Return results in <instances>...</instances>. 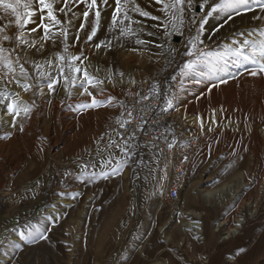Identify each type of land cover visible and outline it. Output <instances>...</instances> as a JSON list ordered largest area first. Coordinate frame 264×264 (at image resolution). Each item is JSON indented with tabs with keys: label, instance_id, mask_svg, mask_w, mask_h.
Instances as JSON below:
<instances>
[{
	"label": "rangeland",
	"instance_id": "374dc122",
	"mask_svg": "<svg viewBox=\"0 0 264 264\" xmlns=\"http://www.w3.org/2000/svg\"><path fill=\"white\" fill-rule=\"evenodd\" d=\"M221 20L222 14L207 19L202 33L205 43H210L208 37ZM225 34L226 30L221 29L219 38L222 40ZM182 43L180 37L176 44ZM113 62L120 71L126 74L132 71L136 79L151 84L154 78L165 81L174 74V68L164 70L163 61L150 64L147 51L134 54L116 49L99 57L105 69ZM99 75L103 78L105 73ZM203 87L188 84L177 106L180 101L186 115L195 117L200 113L207 120L215 108L219 127L203 135L199 134L198 123L194 129L189 128L191 137L200 144L176 204L166 200V177L157 183L150 175L144 181L147 168L137 170L139 180L133 169L127 168L122 175L107 180L98 178L91 184H82L74 177L62 182L66 179L62 176L64 170L79 172L78 163H89L90 171L95 164V171H100L108 151L97 149L106 148L107 133L113 128L111 120L117 109L77 113L68 104L87 98L74 96L69 101L63 89H59L51 103L38 101L39 108L25 121L24 133L11 127L9 131L0 130V137L13 133L8 139H0V229L23 221L25 216L32 223L42 221L46 215H56V211L47 213L53 203L63 202L59 203L62 218L50 233L51 243L31 249L23 257V264H175L177 259L180 264H223L237 249L244 252L243 264H264V81L241 77L197 100ZM107 88L117 95L112 87ZM25 94L26 102L31 103L34 97ZM221 105L226 109L223 113ZM37 182L40 189L34 195L31 189H35ZM228 184L234 185L239 193L227 202L219 205L213 202L206 210L190 206L199 190L211 191ZM62 189L79 191L82 195L75 200L60 198L56 194ZM191 211L202 214L203 219H192L187 215ZM191 221L199 222L201 234L183 231V223ZM196 234L199 239L193 240L191 237ZM146 236L151 237L152 243L141 255L140 246L147 243Z\"/></svg>",
	"mask_w": 264,
	"mask_h": 264
},
{
	"label": "snow or ice",
	"instance_id": "6c2138e0",
	"mask_svg": "<svg viewBox=\"0 0 264 264\" xmlns=\"http://www.w3.org/2000/svg\"><path fill=\"white\" fill-rule=\"evenodd\" d=\"M214 14H222V20L208 37L210 43H205V23ZM221 29L227 33L222 40L218 35ZM101 33L103 38H99ZM174 37H182L183 43L177 46ZM116 49L134 54L147 51L150 64L163 61L164 70L174 68V74L165 81L154 78L145 94L138 87L133 91L137 81L131 74L120 71L115 62L106 69L99 63L102 53ZM102 71L103 78L99 75ZM241 77L264 81V0H0V125L8 124V117L11 128L24 133L25 121L39 108L38 101L51 103L59 89L69 101L74 96L87 98L68 104L77 113L100 108L119 110L116 127L107 133L106 148L97 149L108 151L100 171H95V164L90 171L89 163H78L79 172L64 170L62 176L66 179L62 182L74 177L82 184H91L98 178L122 175L127 168L133 169L139 180L137 170L147 168L144 181L152 175L159 183L167 176L169 157L156 141H162L168 152L178 144L186 147L189 143L179 140L176 129L171 124L162 125L160 118L180 111L177 100L188 84L204 86L196 96L200 100L210 96L213 89ZM106 84L112 89L119 87L125 99L111 94ZM22 92L32 94L31 103L22 99ZM129 99L131 106L126 102ZM61 105H65L64 100ZM224 111L221 105L220 112ZM216 115L217 109L213 108L211 124L219 127ZM181 119L187 123L186 115ZM195 122L203 135L207 117L196 113ZM207 131L214 129L208 126ZM149 132L151 139L142 141L141 137ZM12 135L7 132L0 139ZM104 140L102 135L100 141ZM210 152L211 146L209 156ZM182 156L181 165L190 163L187 154ZM39 189L37 182L31 191L38 195ZM56 195L75 200L82 193L62 189ZM61 207L53 203L56 215H46L37 223L25 216L23 221L0 229V264H23V257L31 249L50 244V233L62 218ZM191 238L199 239L197 235ZM145 239L141 255L152 243L150 236ZM243 256V250L237 249L223 264H243Z\"/></svg>",
	"mask_w": 264,
	"mask_h": 264
},
{
	"label": "built area",
	"instance_id": "2783aa9c",
	"mask_svg": "<svg viewBox=\"0 0 264 264\" xmlns=\"http://www.w3.org/2000/svg\"><path fill=\"white\" fill-rule=\"evenodd\" d=\"M134 78L135 76L132 75ZM137 86L133 88V91L136 90L138 87L142 94H145L148 92L149 87L151 85V82L148 83L147 81L145 83H141L144 80H138ZM167 84L164 85L165 88H167ZM116 94L119 96L120 99H125L122 95H120V88L114 89ZM126 102L131 106L132 101L126 100ZM162 103V101H161ZM119 115V110H117L116 116L111 120V126L116 127L115 120L117 116ZM161 124H171L175 129L177 133V138L179 140H187L189 141L188 145L186 147H182L181 145H177L173 152H168L165 144L162 141H156V143L159 144L160 148L165 149V154L169 157V162L167 164V176H166V200L169 204H176L180 199V187L182 185V182L187 178L188 170L191 165L195 149L197 146H199L200 142L195 137L187 136L186 133L190 130L184 122H181L177 116V113L175 111L164 114L161 118ZM149 129L152 128V125L149 124ZM181 131H183V136L180 135ZM152 133L149 132L148 135L142 136V141H149L151 139ZM171 139V137H169ZM182 153L187 154L189 156L190 163H185L183 165L180 164V161L182 160L183 156ZM173 156L175 157L173 159ZM171 193H175L172 195Z\"/></svg>",
	"mask_w": 264,
	"mask_h": 264
},
{
	"label": "bare ground",
	"instance_id": "6f19581e",
	"mask_svg": "<svg viewBox=\"0 0 264 264\" xmlns=\"http://www.w3.org/2000/svg\"><path fill=\"white\" fill-rule=\"evenodd\" d=\"M130 74L134 75L132 71L130 72ZM106 86L107 87H111L110 84H106ZM21 97L25 101L28 99V95L23 93V92L21 93ZM181 103L182 102L179 101V104H178V107L180 109V111H179L180 117L183 116V115H186L181 110ZM186 116H187V124H188L187 127L194 129L197 126V123L195 122V117L194 116H190V115H186ZM5 119L9 120V123L5 124V125H0L1 126L0 130L9 131V130H11V129H8V127H11L10 126V118L5 117ZM208 126L213 127L214 130L216 129V125H212L211 124V118L208 119L207 122H206L205 133H208V131H207V127ZM186 135L191 137V133H189V132H187ZM241 186H243V187L246 186V183H241ZM239 189H240V187H239ZM199 193L200 194H198V197H194L190 201V206H192V207L199 206L201 209L206 210V208H209L210 206H212L213 202H216L218 205L219 204H223L228 198L235 197L239 192H238V189L234 185L228 184V185H225V186H223L221 188H218V189H214V190L211 189V191H209V190H199ZM202 201H204V204H202ZM58 203H63V202L60 201ZM54 212H55V210H53V208H48V212L47 213H54ZM187 215L190 216L194 220H198L199 221V220L203 219V215L200 214V213H197L196 211H191ZM242 222H240V223H242ZM183 228H184L183 231L185 233H187L189 229L197 232L198 235L202 233L201 230H199L200 225H197V224L193 223V221L188 222V223H183ZM232 232L233 233L236 232V228Z\"/></svg>",
	"mask_w": 264,
	"mask_h": 264
},
{
	"label": "water",
	"instance_id": "95a60500",
	"mask_svg": "<svg viewBox=\"0 0 264 264\" xmlns=\"http://www.w3.org/2000/svg\"><path fill=\"white\" fill-rule=\"evenodd\" d=\"M174 42H176V43L180 42V37H175Z\"/></svg>",
	"mask_w": 264,
	"mask_h": 264
}]
</instances>
